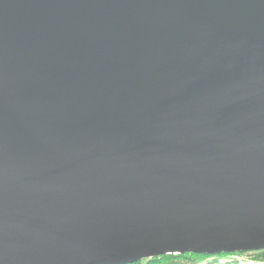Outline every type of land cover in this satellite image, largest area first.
I'll use <instances>...</instances> for the list:
<instances>
[{
  "label": "water",
  "instance_id": "obj_1",
  "mask_svg": "<svg viewBox=\"0 0 264 264\" xmlns=\"http://www.w3.org/2000/svg\"><path fill=\"white\" fill-rule=\"evenodd\" d=\"M264 249V0H0V264Z\"/></svg>",
  "mask_w": 264,
  "mask_h": 264
},
{
  "label": "rangeland",
  "instance_id": "obj_2",
  "mask_svg": "<svg viewBox=\"0 0 264 264\" xmlns=\"http://www.w3.org/2000/svg\"><path fill=\"white\" fill-rule=\"evenodd\" d=\"M245 251V252H240ZM240 251H222L218 253H204V254H211V256H205L204 260L196 262V264H245V261L243 259L244 255H249L251 253L255 252H261L264 251V249L259 250H240ZM230 252H237L239 254H236V256H220L217 255L219 253H230ZM264 253V252H263ZM148 257L142 258L144 259V262L147 260ZM189 263V262H188ZM246 264H254L252 261L246 262Z\"/></svg>",
  "mask_w": 264,
  "mask_h": 264
},
{
  "label": "trees",
  "instance_id": "obj_3",
  "mask_svg": "<svg viewBox=\"0 0 264 264\" xmlns=\"http://www.w3.org/2000/svg\"><path fill=\"white\" fill-rule=\"evenodd\" d=\"M245 252V251H240ZM185 253L189 255L195 256L197 252H184V253H166L158 256L148 257L147 260L144 262V259H140L136 262L129 263V264H189L188 261H183L179 259H168V258H180L184 257ZM204 254V253H200ZM261 256L264 257V253H261ZM198 257V256H197Z\"/></svg>",
  "mask_w": 264,
  "mask_h": 264
},
{
  "label": "clouds",
  "instance_id": "obj_4",
  "mask_svg": "<svg viewBox=\"0 0 264 264\" xmlns=\"http://www.w3.org/2000/svg\"><path fill=\"white\" fill-rule=\"evenodd\" d=\"M262 252H264V251L251 253L249 255H244L243 259L245 261V264L248 261H252V262H254V264H264V257L261 256ZM168 259H179V260H183V261H188L189 264H196V262L202 261L206 258L189 255L186 257L168 258ZM142 264H143V262H142Z\"/></svg>",
  "mask_w": 264,
  "mask_h": 264
},
{
  "label": "snow or ice",
  "instance_id": "obj_5",
  "mask_svg": "<svg viewBox=\"0 0 264 264\" xmlns=\"http://www.w3.org/2000/svg\"><path fill=\"white\" fill-rule=\"evenodd\" d=\"M236 254H239L237 252H230V253H219L217 255H220V256H236ZM195 256H198V257H205V256H211V254H200V253H196V254H193ZM186 256H189L188 253H185L184 257ZM138 259H141V258H138Z\"/></svg>",
  "mask_w": 264,
  "mask_h": 264
}]
</instances>
